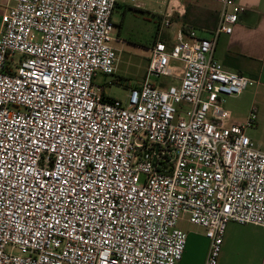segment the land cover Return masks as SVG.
Listing matches in <instances>:
<instances>
[{
    "label": "built area",
    "instance_id": "2783aa9c",
    "mask_svg": "<svg viewBox=\"0 0 264 264\" xmlns=\"http://www.w3.org/2000/svg\"><path fill=\"white\" fill-rule=\"evenodd\" d=\"M214 1L203 38L184 26L163 35L185 15L179 0H128L159 12L124 101L94 83L116 71L118 0H16L1 16L0 264H179L182 220L217 264L229 222L264 228V151L246 135L255 114L227 125L223 107L256 82L213 58L244 8Z\"/></svg>",
    "mask_w": 264,
    "mask_h": 264
},
{
    "label": "crops",
    "instance_id": "0c3cea01",
    "mask_svg": "<svg viewBox=\"0 0 264 264\" xmlns=\"http://www.w3.org/2000/svg\"><path fill=\"white\" fill-rule=\"evenodd\" d=\"M15 1L0 0V31L1 16L15 5ZM179 1L185 6V15L175 20L171 29L167 30L170 31L168 34L184 26L196 30L199 37L209 38L218 23L220 7L217 2ZM235 1L244 10L238 15L231 34L219 36L213 58L226 71L256 82L241 95L226 98L223 107L229 114L227 125H242L250 112L255 114L253 126L246 131V135L257 149L264 151V0ZM131 8L136 9L128 0H118L111 21L117 12L123 15ZM136 10L156 17L159 12L154 2ZM188 225L185 229L186 245L179 264H204L208 240L201 228ZM217 264H264V228L229 222L223 234Z\"/></svg>",
    "mask_w": 264,
    "mask_h": 264
},
{
    "label": "rangeland",
    "instance_id": "374dc122",
    "mask_svg": "<svg viewBox=\"0 0 264 264\" xmlns=\"http://www.w3.org/2000/svg\"><path fill=\"white\" fill-rule=\"evenodd\" d=\"M112 23V36L119 39L111 44L117 50L116 71L112 76L97 74L94 83L102 87L108 98L124 101L129 89L137 87L142 82L150 57L148 48L155 41L158 19L156 16L129 9L123 15L119 12L114 14ZM163 33L166 36L170 31L164 30ZM18 58L19 55L14 54L13 59ZM174 65L177 68L176 74L179 75L181 64L174 63ZM152 81L157 80L153 78ZM158 82L164 85L177 83L176 80L167 77H160ZM187 226L189 225L184 220L178 222L177 225L178 229L183 232Z\"/></svg>",
    "mask_w": 264,
    "mask_h": 264
},
{
    "label": "snow or ice",
    "instance_id": "6c2138e0",
    "mask_svg": "<svg viewBox=\"0 0 264 264\" xmlns=\"http://www.w3.org/2000/svg\"><path fill=\"white\" fill-rule=\"evenodd\" d=\"M45 81H47V77H45ZM65 183H67V181H65ZM57 223H59V221H57Z\"/></svg>",
    "mask_w": 264,
    "mask_h": 264
},
{
    "label": "trees",
    "instance_id": "16d2710c",
    "mask_svg": "<svg viewBox=\"0 0 264 264\" xmlns=\"http://www.w3.org/2000/svg\"><path fill=\"white\" fill-rule=\"evenodd\" d=\"M131 10L137 11L136 9L131 8Z\"/></svg>",
    "mask_w": 264,
    "mask_h": 264
},
{
    "label": "water",
    "instance_id": "95a60500",
    "mask_svg": "<svg viewBox=\"0 0 264 264\" xmlns=\"http://www.w3.org/2000/svg\"><path fill=\"white\" fill-rule=\"evenodd\" d=\"M155 159H153V162H154Z\"/></svg>",
    "mask_w": 264,
    "mask_h": 264
}]
</instances>
